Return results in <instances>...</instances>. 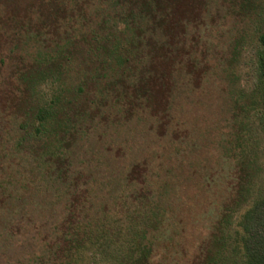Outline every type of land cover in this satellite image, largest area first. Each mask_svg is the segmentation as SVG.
<instances>
[{
  "label": "trees",
  "instance_id": "1",
  "mask_svg": "<svg viewBox=\"0 0 264 264\" xmlns=\"http://www.w3.org/2000/svg\"><path fill=\"white\" fill-rule=\"evenodd\" d=\"M215 2L0 0V36H10L6 78L1 76L0 52V99L7 95L1 88L8 80L15 87L8 92L11 98L0 120L8 116L12 125L29 129L23 140L29 141L28 148L40 158L47 174L64 188L70 207L88 191V177L80 182L82 173L71 171L75 145L79 139L89 141L88 132L112 117L113 130L124 121L132 123L145 130L150 142L148 150L138 155H126L121 147L115 154L113 139L105 142L102 151L114 154L109 167L115 169L112 184L119 199L133 195L141 204L151 202L155 227L170 214L177 229L185 205L181 192L189 187L201 190L207 175L197 153L193 154L198 141L183 113L194 109L202 99L201 88L212 82L197 43ZM259 41L258 71L264 78V31ZM4 42L0 40V49ZM49 82L59 89L49 99H41L39 89ZM3 133L7 138L9 132L2 129L0 138L5 139ZM233 139L223 146L222 156L232 158L235 175L227 184L218 218L191 257L185 258L187 250L182 253L184 248L176 241L164 246V264L172 253L177 254L173 264H264V191L240 218L241 231L235 232L239 244H231L233 236L226 232L231 214L246 200L255 168L245 151L235 154L241 140L237 137L235 144ZM69 229L67 246L58 243L53 249L50 245V252L58 254V264L63 258L69 264L83 245L74 228ZM139 235L141 240L128 248L119 264H150L151 241L143 243L144 232Z\"/></svg>",
  "mask_w": 264,
  "mask_h": 264
},
{
  "label": "rangeland",
  "instance_id": "2",
  "mask_svg": "<svg viewBox=\"0 0 264 264\" xmlns=\"http://www.w3.org/2000/svg\"><path fill=\"white\" fill-rule=\"evenodd\" d=\"M211 11V20L201 26L197 45L212 82L201 88L202 99L194 109L189 112L187 104L184 111L188 112L183 113L198 141L193 154L197 153L207 175L201 190L189 187L181 192L185 205L182 203L177 229L170 214L156 228L151 202L141 204L133 195L119 199L117 186L112 184L115 169L109 167V161L113 151L116 154L121 147L126 155H138L148 150L150 142L141 126L124 121L123 128L113 130L114 120L109 117L105 127L88 132L85 137L89 141H77L71 171L82 173L80 182L88 177V191L70 207L64 188L47 174L40 158L28 148L29 141L23 140L29 129L12 125L4 116L0 129L9 134L6 138L3 133L5 139L0 140L9 142L0 143V264H58V254L50 252V245L53 249L58 243L67 246L72 235L69 228H74L76 238L83 242L69 264H119L127 257L128 248L141 240L142 232V242L151 241L150 264H164V246L170 241L179 243L182 253L187 250L185 258L191 257L218 218L227 184L235 175L232 158L225 159L222 152L223 146L237 137L241 143L235 154L243 150L255 163L246 200L231 214L226 228L233 236L231 244H239L235 232L241 231L240 218L264 191V78L257 63L262 51L259 36L264 31V0H216ZM3 39L1 76L6 78L10 36H0ZM1 89L7 95L0 99V112L9 104L8 92L15 87L8 80ZM55 89H59L57 84H44L40 98L49 99ZM110 138L113 151H102ZM104 154L108 158H103ZM176 256L172 253L168 264L176 262Z\"/></svg>",
  "mask_w": 264,
  "mask_h": 264
}]
</instances>
